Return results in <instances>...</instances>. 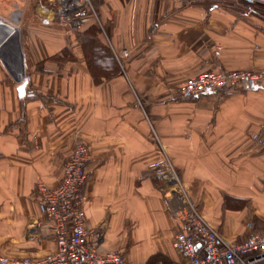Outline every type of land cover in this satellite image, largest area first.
<instances>
[{"label": "crops", "instance_id": "0c3cea01", "mask_svg": "<svg viewBox=\"0 0 264 264\" xmlns=\"http://www.w3.org/2000/svg\"><path fill=\"white\" fill-rule=\"evenodd\" d=\"M51 1L0 0V22L14 31L0 54L16 61L9 68L0 57V253L55 251L36 187L59 184L78 143L91 152L82 192L86 225L99 232L92 242L119 250L127 264H183L173 238L184 223L151 168L162 157L228 242L264 233V150L251 138L264 132V78L179 95L206 69L264 67V9L232 0H90L88 24L76 30L56 19ZM92 27L102 47L90 44ZM19 46L33 98L16 79ZM85 46L91 58L104 49L114 61H88Z\"/></svg>", "mask_w": 264, "mask_h": 264}, {"label": "built area", "instance_id": "2783aa9c", "mask_svg": "<svg viewBox=\"0 0 264 264\" xmlns=\"http://www.w3.org/2000/svg\"><path fill=\"white\" fill-rule=\"evenodd\" d=\"M182 1L190 4L197 0ZM232 1L264 9V0ZM51 4L56 19L71 24L76 30L84 27L91 17L90 0H52ZM262 78L264 67L259 71L235 72L206 69L187 78L179 87V95L183 99L197 98L205 92L215 93ZM19 83H25L26 98L35 96L29 75L24 74ZM251 138L264 150V132L254 133ZM90 160V148L84 143L75 144L63 164L59 184L55 187L37 184L38 208L55 240V251L43 258H8L0 254V264H127L119 250L103 252L92 242L99 232L86 225V196L82 192ZM151 168L159 181L170 186L172 212L184 223L185 228L173 238V247L183 264H264V233L250 231L242 242H228L191 204L167 157L153 162ZM247 226L251 228V223Z\"/></svg>", "mask_w": 264, "mask_h": 264}, {"label": "trees", "instance_id": "16d2710c", "mask_svg": "<svg viewBox=\"0 0 264 264\" xmlns=\"http://www.w3.org/2000/svg\"><path fill=\"white\" fill-rule=\"evenodd\" d=\"M88 24V23H87ZM86 24V25H87ZM98 33H99V30H98V28L97 27H92V29L90 30V32H89V34H90V44H93V43H95V44H97V45H99L100 47H102L103 46V44L101 43V41L99 40V38H98ZM89 44V43H88ZM85 49H86V52H87V59H88V61H92V60H94V59H98L99 58V60L98 61H103L102 59H105V60H108L109 62L110 61H114V59L113 58H106L105 56H107L106 55V50H104V49H102L104 52H99V53H101V54H99V56L100 57H93V58H91V54H93V56H94V54L95 53H88V51H87V46H85ZM99 49V48H98ZM96 51V50H95ZM104 56V57H103ZM115 63V62H114ZM116 68L114 69L113 68V71H115L116 72ZM92 72L95 74L96 72L95 71H93L92 70ZM97 74V73H96ZM95 74V75H96ZM97 76V75H96Z\"/></svg>", "mask_w": 264, "mask_h": 264}, {"label": "water", "instance_id": "95a60500", "mask_svg": "<svg viewBox=\"0 0 264 264\" xmlns=\"http://www.w3.org/2000/svg\"><path fill=\"white\" fill-rule=\"evenodd\" d=\"M1 24L3 25V23L0 22V25H1ZM3 28H5V29L2 30V33L4 34V33H6L8 27H7L6 25H3ZM0 38H1V36H0ZM19 50H20V51H19V52H20L19 66H20V70H21V75L16 76V79H17L18 81L21 80V78H22V77L24 76V74H25V68H24V63H23V56H22V52H21L20 46H19ZM0 57L3 59L4 62L6 61L5 64H8L7 66H8L9 68H11L12 63H13V64L16 63V61H15L14 59L10 58L9 56H8V58H6V57H4V56H2V55L0 54ZM12 61H15V63L12 62ZM24 88H25V83H22L21 86H20L21 91H23Z\"/></svg>", "mask_w": 264, "mask_h": 264}, {"label": "bare ground", "instance_id": "6f19581e", "mask_svg": "<svg viewBox=\"0 0 264 264\" xmlns=\"http://www.w3.org/2000/svg\"><path fill=\"white\" fill-rule=\"evenodd\" d=\"M3 25H5V24H3ZM3 25L2 24L0 25V36H1V38H0V50H3L6 46L10 45L11 36L14 33V31L13 30L11 31V29L6 25L8 27V29H7L6 33L3 34L2 30L5 29V28H3Z\"/></svg>", "mask_w": 264, "mask_h": 264}, {"label": "rangeland", "instance_id": "374dc122", "mask_svg": "<svg viewBox=\"0 0 264 264\" xmlns=\"http://www.w3.org/2000/svg\"><path fill=\"white\" fill-rule=\"evenodd\" d=\"M9 22H10V20H9ZM18 27V26H17ZM19 38H20V36H19ZM19 45H20V40H19ZM189 199V198H188ZM190 201V200H189ZM1 254V253H0ZM3 255V254H2ZM5 256V255H4Z\"/></svg>", "mask_w": 264, "mask_h": 264}]
</instances>
